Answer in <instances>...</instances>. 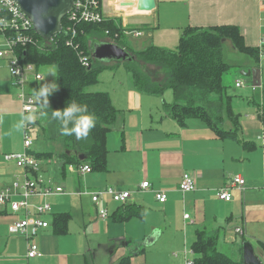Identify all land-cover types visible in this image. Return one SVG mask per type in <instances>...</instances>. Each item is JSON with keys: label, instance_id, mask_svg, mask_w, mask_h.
I'll return each instance as SVG.
<instances>
[{"label": "crops", "instance_id": "crops-1", "mask_svg": "<svg viewBox=\"0 0 264 264\" xmlns=\"http://www.w3.org/2000/svg\"><path fill=\"white\" fill-rule=\"evenodd\" d=\"M129 1L137 2L102 0L107 19L121 21L120 36L91 33L92 47L97 43H114L135 57V53L151 45L176 50L187 27L220 26H237L248 47L262 45L264 0H156V9L151 13L124 7L123 3ZM131 31L141 32L142 36L134 37ZM245 56L249 59L233 65L240 67L233 81L264 85L261 58L256 68L257 63ZM127 63L99 62L109 67ZM1 66L0 182L11 186L24 170L6 162L4 156L23 149V141L18 143V137L21 139V126L28 114L23 113L22 103L14 99L9 71ZM241 71L251 72V76L245 78ZM28 88L32 93L36 90L32 85ZM236 89L234 108L240 116L238 139H222L197 119L187 121L185 127L179 126L165 117L163 102L143 99L133 83L128 95L135 98L124 105L120 104L119 95L113 98L108 92L120 114L107 137V171L80 175L71 169L73 165L63 167L58 157L64 150L61 145L55 147L56 156L42 159L46 161L42 165L44 176L52 184L64 187L65 194L31 200L33 204L47 200L52 205V213L45 216L51 226L37 238L43 257L31 264H122L127 256H131L129 264H185L187 259H194L192 245L197 234L218 229L225 232V242L234 247L235 253L248 238H254L264 249V97L257 104L250 88L238 89L244 93ZM18 128L19 136L15 131ZM33 143L32 153H44L34 150V133ZM249 145L254 147L250 150ZM184 173L195 177L196 191L184 194L179 190ZM234 176L245 179V190L232 187V200H219L218 191L231 187ZM143 182H149L151 187L142 191ZM109 186L132 192L129 205L141 207L143 218L135 217L125 223L116 221L122 205L109 197L102 202L109 217L100 218L99 207L85 193ZM158 192L167 195L165 203L156 199ZM62 214L70 216L68 233L56 235L54 217ZM186 214L190 220L185 219ZM19 216L0 213V264H22L25 259L26 242L11 227ZM238 229L243 234L236 233ZM237 236L245 240L240 245L236 243Z\"/></svg>", "mask_w": 264, "mask_h": 264}, {"label": "trees", "instance_id": "trees-1", "mask_svg": "<svg viewBox=\"0 0 264 264\" xmlns=\"http://www.w3.org/2000/svg\"><path fill=\"white\" fill-rule=\"evenodd\" d=\"M120 22L107 19L101 25L77 24L78 34L74 38L77 48L67 46L65 37L60 34L49 43L38 37V43L26 51V61L34 63L39 69L56 68L59 89L50 93V106L41 107L37 112L40 117L36 123L45 139L53 142L55 147L61 145L64 149L58 156L63 167L87 164L93 171H107V137L115 127L120 111L113 105L108 92L94 89L99 82V72L104 66L92 57L89 34L97 32L111 37L120 36ZM68 25L70 24L65 18L63 27ZM226 43L231 44L235 51L250 56L257 63L256 68H259L260 48L248 47L237 26L187 27L176 50L151 45L134 54L138 61L127 67L133 86L142 96L160 98L166 90H172L174 99L171 103L163 101L162 111L165 117L174 120L179 126L185 127L187 121L197 119L222 139H238L240 116L234 108L237 95L233 78L240 67L226 62L223 51ZM81 54L90 58V67L82 65ZM138 62L159 68L164 73V78L157 81ZM246 83L247 88L261 87L255 91L250 88L254 93L253 102L261 103L264 97L263 83ZM72 100L81 105L86 104L89 113H95L97 117L95 127L86 139H77L75 134L63 135L60 121L52 118L53 111L66 108ZM226 124L231 126L227 127ZM55 147L51 146V151L35 153L36 157L47 159L56 156ZM253 147L249 145L250 150ZM81 156L86 159L80 160ZM116 215V221L125 223L135 217L143 218V210L136 205H126ZM69 219L67 214L54 217L53 231L56 235L68 233ZM225 236V232L220 229L200 231L192 245L194 264H242V258L235 255L234 247L225 242ZM242 244L239 248L241 255ZM130 257L123 259L122 264H129Z\"/></svg>", "mask_w": 264, "mask_h": 264}, {"label": "built area", "instance_id": "built-area-1", "mask_svg": "<svg viewBox=\"0 0 264 264\" xmlns=\"http://www.w3.org/2000/svg\"><path fill=\"white\" fill-rule=\"evenodd\" d=\"M66 18L70 25L63 27L61 34L65 37L66 45L73 48H77L74 42V38L78 34L77 24L101 25L107 20L102 0H74ZM130 34L134 37L142 36V33L137 31H131ZM38 37L40 36L36 33L33 22L15 0H0V60L6 63L11 84L19 91L18 98L22 103L25 115L41 110V102L35 99V92L32 93L28 87L32 85L34 89L38 90L39 84L47 80L46 75L40 72L41 69L34 63L26 61V51L38 43ZM54 39L50 42H53ZM260 58V61L264 63V36L260 47ZM89 59L81 54L80 60L84 67H90ZM235 87L237 89L247 88V83L244 80H238ZM249 88L252 91L257 88L261 89L260 86H250ZM24 127L23 152L4 156L6 162H13L16 167L24 170V173L16 176L11 186L2 185L0 182V213L21 215L12 223L11 227L13 233L24 238L27 245L22 264H31L32 261L43 257L37 238L42 230L51 226V222L47 221L45 216L52 213V205L47 200L37 204H33L31 200L34 197L49 199L63 195L65 190L62 186L53 185L44 176L42 165L46 161L32 153L34 125L32 122L26 121ZM70 167L80 175L93 171L87 164ZM196 181L192 174L184 173L179 183V190L184 194L196 191ZM231 185V187L228 186V188L218 191L219 200L230 202L233 198L231 188L234 187L243 192L246 181L241 176H234ZM140 187L144 191L151 185L149 182H143ZM85 195L90 196L93 204L99 207V216L104 220L109 217L108 210L102 205L104 198L109 197L113 202L122 206L129 205L133 199L132 192L118 191L111 186L99 191L86 192ZM156 199L160 203H165L167 195L164 192H158ZM185 219L190 220V215L186 214ZM236 233L243 234V231L238 229ZM185 264H194V261L187 259Z\"/></svg>", "mask_w": 264, "mask_h": 264}, {"label": "water", "instance_id": "water-1", "mask_svg": "<svg viewBox=\"0 0 264 264\" xmlns=\"http://www.w3.org/2000/svg\"><path fill=\"white\" fill-rule=\"evenodd\" d=\"M74 0H15L21 10L31 19L36 33L45 42H50L63 31V20L71 11ZM124 7H136L138 12L151 13L156 9V0H137L123 3ZM92 57L102 61H135L126 49L114 43L95 44ZM243 77L251 76V72L241 71ZM86 157L81 156L84 161ZM242 264H264L256 255L254 246L246 241L242 244Z\"/></svg>", "mask_w": 264, "mask_h": 264}, {"label": "rangeland", "instance_id": "rangeland-1", "mask_svg": "<svg viewBox=\"0 0 264 264\" xmlns=\"http://www.w3.org/2000/svg\"><path fill=\"white\" fill-rule=\"evenodd\" d=\"M147 37V36H146ZM145 37V38H146ZM141 39L144 41V39ZM137 42H141L140 40H135ZM223 51H224V57L227 63H229L230 65H237L238 62H241L244 58H247L245 55L240 54L239 52L235 51L234 48L229 45L228 43H226L223 47ZM249 59V58H247ZM138 60L136 59V62ZM0 68L2 67L1 65H3L6 68V63L4 61L0 60ZM139 65L141 67L144 66V68L146 69V72L155 77V79L157 81H159V79L164 78V73L162 72V70H160L157 67H153V66H146L143 62H138ZM128 65H132V62H128L126 65H119V66H115V67H109V66H104L100 72H99V82L98 84L95 86V91H102V92H110V94L113 96V98H117V95H119V100H120V104L124 105L126 101H130V98H132V100L135 98V96L133 95H128V92L131 90V83H132V76L130 71L127 69ZM7 70V68H6ZM55 71L56 73V68L54 67H49V68H45V69H41L40 72L42 74L46 75V81L41 82L39 84V88L42 86V84H47V83H56V76H53L50 74V72ZM0 78H1V74H0ZM93 87L90 88V90H92ZM11 93L13 94V97L15 100L20 101L18 98V89L17 87H12L11 88ZM248 88H241L240 90H245ZM237 91H239V93H244L243 91H240L238 89H236ZM15 94V95H14ZM42 99V98H41ZM143 99H150L152 101H158L160 104L164 101V102H172L174 99V95L172 90H166L163 94V97H158V96H152V95H143ZM148 101V100H147ZM40 102V101H39ZM238 103V102H237ZM38 113H35L36 119L34 121V137H35V146H34V150H38L39 152H45L47 150L51 151L50 147H55V144L53 142L48 141L47 139L44 138L43 133L41 131H39V126L37 125L36 121L39 119V116L37 115ZM244 114V113H243ZM27 115V114H26ZM29 115V114H28ZM27 115V116H28ZM229 124H226V126ZM6 130V129H4ZM24 122L23 125L21 126V139L18 137V143L19 141L22 143H24ZM19 136V128L15 130ZM33 149V147H32ZM23 152V149L18 151V152H14V153H21ZM54 185V184H53ZM243 238L237 236V242L239 243V245L241 244ZM249 241L252 242V244L254 245V249H255V253L256 255L262 260V262L264 263V249H262L261 245L254 239V238H248ZM235 255H237L238 258H242V255L240 254L239 251H236ZM241 255V256H240ZM1 256V255H0ZM6 256V255H4Z\"/></svg>", "mask_w": 264, "mask_h": 264}, {"label": "clouds", "instance_id": "clouds-1", "mask_svg": "<svg viewBox=\"0 0 264 264\" xmlns=\"http://www.w3.org/2000/svg\"><path fill=\"white\" fill-rule=\"evenodd\" d=\"M50 74L56 76L55 71L50 72ZM58 89L59 84L55 82L42 84L39 90H34L35 99L41 102V107L50 106L49 95ZM52 118L60 121V130L63 135L70 136L75 134L77 139H86L91 130L95 127L97 120L95 113H89L86 104L81 105L74 100H72L66 108L53 111ZM35 119L36 116L34 112L24 117V120L28 123L34 122Z\"/></svg>", "mask_w": 264, "mask_h": 264}]
</instances>
